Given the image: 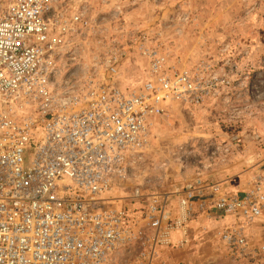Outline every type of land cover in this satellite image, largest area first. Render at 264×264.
<instances>
[{
  "label": "built area",
  "instance_id": "1",
  "mask_svg": "<svg viewBox=\"0 0 264 264\" xmlns=\"http://www.w3.org/2000/svg\"><path fill=\"white\" fill-rule=\"evenodd\" d=\"M64 1L0 8V264H154L200 213L230 217L218 239L234 260L256 261L246 229L264 215V174L244 191L200 175L152 190L142 167L157 119L174 102L204 104L216 77L169 65L145 41L139 81L121 83L117 49L92 73H68L91 25Z\"/></svg>",
  "mask_w": 264,
  "mask_h": 264
},
{
  "label": "rangeland",
  "instance_id": "2",
  "mask_svg": "<svg viewBox=\"0 0 264 264\" xmlns=\"http://www.w3.org/2000/svg\"><path fill=\"white\" fill-rule=\"evenodd\" d=\"M8 2L0 0V8ZM63 5L70 13L82 12L91 25L87 40H75V59L65 60L68 73H92L106 51L117 49L127 51L119 64L121 83L139 81L148 65L138 47L145 41L169 65L216 77L215 94L204 104L174 102L157 119L142 165L152 190L201 175L209 183L228 180L222 189L237 192L264 174V0H65ZM222 78L228 83H220ZM222 219L223 225L230 221ZM246 234L261 249L254 262L234 260L219 240L208 252L203 243L195 253L194 245L182 252L171 248L179 253L160 255L154 264H264V215Z\"/></svg>",
  "mask_w": 264,
  "mask_h": 264
},
{
  "label": "crops",
  "instance_id": "3",
  "mask_svg": "<svg viewBox=\"0 0 264 264\" xmlns=\"http://www.w3.org/2000/svg\"><path fill=\"white\" fill-rule=\"evenodd\" d=\"M200 177L203 179V181L207 182L201 175ZM213 183V182H211ZM217 183H220L221 187L223 184H229L230 181L223 180V182L217 181ZM246 190V189H243ZM224 219L218 218V217H212V216H206L202 213L194 215L187 223L186 225V242L180 246V247H166L162 249L161 255L164 256V258H167L173 254H178V251L185 250L188 246H193L191 249L195 252L198 251V246L203 247L207 245V252L211 251V249L214 247L213 243L219 241L217 235H216V229L219 225H223L221 222H223ZM225 224V223H224ZM183 235L180 231L173 232L172 233V242H179L182 239ZM203 240H207L209 244H206L203 242ZM186 247V248H185ZM171 248H175L174 250L178 251H172ZM185 248V249H183ZM182 249V250H181ZM210 262L214 263V259L210 260ZM200 263V261L196 262ZM215 264V263H214ZM222 264H225L224 261H222ZM230 264V263H227Z\"/></svg>",
  "mask_w": 264,
  "mask_h": 264
}]
</instances>
